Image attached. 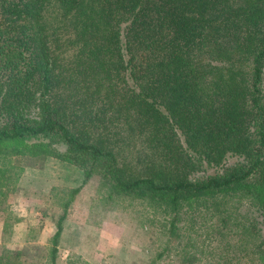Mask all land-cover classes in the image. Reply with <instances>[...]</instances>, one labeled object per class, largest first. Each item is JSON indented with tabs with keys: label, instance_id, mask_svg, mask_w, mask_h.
<instances>
[{
	"label": "trees",
	"instance_id": "1",
	"mask_svg": "<svg viewBox=\"0 0 264 264\" xmlns=\"http://www.w3.org/2000/svg\"><path fill=\"white\" fill-rule=\"evenodd\" d=\"M0 147L84 183L98 165L113 193L174 212L240 192L264 225V0H0ZM33 258L0 247V264Z\"/></svg>",
	"mask_w": 264,
	"mask_h": 264
},
{
	"label": "rangeland",
	"instance_id": "2",
	"mask_svg": "<svg viewBox=\"0 0 264 264\" xmlns=\"http://www.w3.org/2000/svg\"><path fill=\"white\" fill-rule=\"evenodd\" d=\"M29 114L37 118V108ZM33 142L46 140L28 144ZM3 151L0 247L37 256L32 260L37 264H47L67 202L56 264H263L252 225L261 232L264 225L257 224V209L240 192L185 203L174 212L164 203L113 193L98 165L84 183L80 166L58 157ZM51 151L61 156L66 147L55 145Z\"/></svg>",
	"mask_w": 264,
	"mask_h": 264
},
{
	"label": "crops",
	"instance_id": "3",
	"mask_svg": "<svg viewBox=\"0 0 264 264\" xmlns=\"http://www.w3.org/2000/svg\"><path fill=\"white\" fill-rule=\"evenodd\" d=\"M2 229H3V226H2V223L0 222V241L2 239Z\"/></svg>",
	"mask_w": 264,
	"mask_h": 264
}]
</instances>
